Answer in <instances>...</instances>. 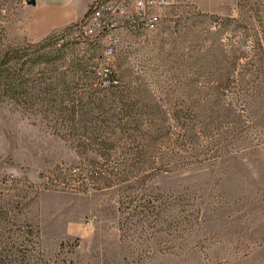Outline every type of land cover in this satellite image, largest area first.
Listing matches in <instances>:
<instances>
[{"label":"rangeland","instance_id":"1","mask_svg":"<svg viewBox=\"0 0 264 264\" xmlns=\"http://www.w3.org/2000/svg\"><path fill=\"white\" fill-rule=\"evenodd\" d=\"M36 11L0 0V264H264V0Z\"/></svg>","mask_w":264,"mask_h":264},{"label":"built area","instance_id":"2","mask_svg":"<svg viewBox=\"0 0 264 264\" xmlns=\"http://www.w3.org/2000/svg\"><path fill=\"white\" fill-rule=\"evenodd\" d=\"M192 0H93L87 12V24L96 32L143 26L156 27V10L167 6L190 4ZM86 27H83L85 29Z\"/></svg>","mask_w":264,"mask_h":264},{"label":"crops","instance_id":"3","mask_svg":"<svg viewBox=\"0 0 264 264\" xmlns=\"http://www.w3.org/2000/svg\"><path fill=\"white\" fill-rule=\"evenodd\" d=\"M93 0H36L37 16L30 37L42 38L82 19Z\"/></svg>","mask_w":264,"mask_h":264},{"label":"trees","instance_id":"4","mask_svg":"<svg viewBox=\"0 0 264 264\" xmlns=\"http://www.w3.org/2000/svg\"><path fill=\"white\" fill-rule=\"evenodd\" d=\"M86 15H85V17H86ZM49 40H50V38H49ZM2 72L3 71L0 70V74H2ZM10 74H11V72H6V75L5 76H2L1 78H2V80L4 79L2 82H3L4 86L6 87L7 91L10 92V93H12L13 92V89H14V88H12L13 81H14V77H12V74L10 76Z\"/></svg>","mask_w":264,"mask_h":264},{"label":"water","instance_id":"5","mask_svg":"<svg viewBox=\"0 0 264 264\" xmlns=\"http://www.w3.org/2000/svg\"><path fill=\"white\" fill-rule=\"evenodd\" d=\"M26 3H27L28 5H35L36 0H26Z\"/></svg>","mask_w":264,"mask_h":264},{"label":"bare ground","instance_id":"6","mask_svg":"<svg viewBox=\"0 0 264 264\" xmlns=\"http://www.w3.org/2000/svg\"><path fill=\"white\" fill-rule=\"evenodd\" d=\"M157 22V21H156ZM137 28H139V29H143V26H136Z\"/></svg>","mask_w":264,"mask_h":264}]
</instances>
